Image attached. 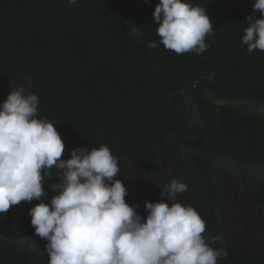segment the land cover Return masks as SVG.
Masks as SVG:
<instances>
[{"label": "trees", "instance_id": "16d2710c", "mask_svg": "<svg viewBox=\"0 0 264 264\" xmlns=\"http://www.w3.org/2000/svg\"><path fill=\"white\" fill-rule=\"evenodd\" d=\"M158 2L0 0V102L20 86L35 93L37 118L53 122L64 141L61 159L74 148L107 145L120 168L114 179L142 218L155 192L164 199L173 179L186 183L177 201L204 219L206 240L224 239L212 245L227 251L218 264H264V51L249 55L242 43L255 0H187L213 23L199 55L160 43L152 17ZM52 173L42 182L47 195L33 204L56 194ZM247 204L259 231L242 215ZM28 210L0 214V264H48L47 241Z\"/></svg>", "mask_w": 264, "mask_h": 264}, {"label": "clouds", "instance_id": "9594fccd", "mask_svg": "<svg viewBox=\"0 0 264 264\" xmlns=\"http://www.w3.org/2000/svg\"><path fill=\"white\" fill-rule=\"evenodd\" d=\"M252 8L242 36L249 55L264 51V0H255ZM152 17L166 50L199 55L209 48L205 37L212 34L213 23L205 7L159 0ZM131 31L137 38L143 35L137 27ZM148 47L157 43L150 41ZM38 104L37 95L23 86L0 102V214L10 207L29 209L35 233L47 241L41 248L48 264H218L227 257L223 247L212 246H223L224 239L206 240L204 219L177 201L186 183L173 179L161 192L164 199L145 200L142 218L138 204L126 203L124 184L114 179L120 168L109 147L74 148L68 159H61L64 141L53 122L37 118ZM53 168L59 182L50 188L56 194L48 203L33 204L47 195L42 182Z\"/></svg>", "mask_w": 264, "mask_h": 264}, {"label": "rangeland", "instance_id": "374dc122", "mask_svg": "<svg viewBox=\"0 0 264 264\" xmlns=\"http://www.w3.org/2000/svg\"><path fill=\"white\" fill-rule=\"evenodd\" d=\"M183 105L186 107V110L189 111L190 114H191L192 113V109L190 108V106H188L186 103H183ZM138 178H139L140 183H142L143 182L142 178H140L139 176H138ZM218 182H219L218 187L223 189V192H226L228 190V187H226V179L224 177H221V178L218 179ZM149 190L150 189L148 188L147 189V193L148 194H149ZM155 197H156L157 201L161 200L160 196H159V191L155 192ZM244 214H245V218L249 220V222H250L249 224L251 225V227L253 229L259 231L258 230V225L259 224H258V222L255 219V214L253 212V209L251 208V205L247 204L245 206V208L243 209L242 215L244 216ZM235 215H236L235 218H230L229 219L230 228L232 230H235V228H237L238 221L240 220L238 218L239 214H235ZM263 221H264V219H263Z\"/></svg>", "mask_w": 264, "mask_h": 264}]
</instances>
